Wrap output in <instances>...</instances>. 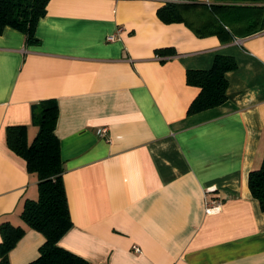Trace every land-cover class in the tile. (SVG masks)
<instances>
[{
    "label": "crops",
    "instance_id": "crops-1",
    "mask_svg": "<svg viewBox=\"0 0 264 264\" xmlns=\"http://www.w3.org/2000/svg\"><path fill=\"white\" fill-rule=\"evenodd\" d=\"M166 2L219 15L213 0H49L37 43L0 32V223L24 228L9 264L35 260L44 237L20 219L38 179L6 128L25 126L30 143L33 110L47 99L58 106L72 224L61 248L89 264H264V211L247 184L264 156V28L223 43L162 22ZM216 54L237 63L226 100L187 114L199 89L186 71L209 69ZM209 198L218 213L205 211Z\"/></svg>",
    "mask_w": 264,
    "mask_h": 264
},
{
    "label": "trees",
    "instance_id": "trees-1",
    "mask_svg": "<svg viewBox=\"0 0 264 264\" xmlns=\"http://www.w3.org/2000/svg\"><path fill=\"white\" fill-rule=\"evenodd\" d=\"M48 1L0 0V32L5 27H11L25 34L27 43H37L35 27L45 14ZM213 1L220 3L212 5L219 9L218 18L214 13L213 17L206 16L208 12L203 5L180 2L164 3L156 14L164 23L183 22L198 35H217L223 43L230 42L235 35H247L264 28V20L259 25L264 19V0ZM238 18L240 20H236ZM166 52L169 51H159L160 54ZM236 66L233 57L216 54L209 69L187 70L186 84L199 89L187 108V114L222 104L226 100L225 74ZM57 117L58 106L54 99L43 100L35 106L33 121L38 130L30 143L25 126L11 125L6 128L8 148L25 160L27 171L36 174L38 179L37 198L25 200L20 213L23 223L44 237L38 257L28 264H89L58 245L59 239L72 224L63 183L59 140L55 135ZM247 184L259 209L264 211V156L260 167L249 172ZM23 235V227L7 221L0 223V264H9L8 253Z\"/></svg>",
    "mask_w": 264,
    "mask_h": 264
},
{
    "label": "built area",
    "instance_id": "built-area-1",
    "mask_svg": "<svg viewBox=\"0 0 264 264\" xmlns=\"http://www.w3.org/2000/svg\"><path fill=\"white\" fill-rule=\"evenodd\" d=\"M115 39V34H111L107 36L106 40L107 41H113ZM101 135H105L106 129L102 128L100 130ZM215 191V187H210L207 189V193H212ZM205 211L207 213H218L220 211V204L217 200L213 198H209L207 201H205ZM132 251L136 253H140V248L137 245H132L131 246Z\"/></svg>",
    "mask_w": 264,
    "mask_h": 264
}]
</instances>
